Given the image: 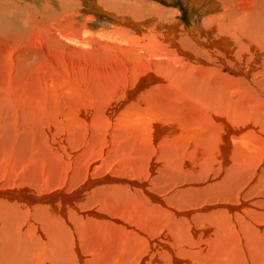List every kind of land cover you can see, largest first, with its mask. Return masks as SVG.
I'll use <instances>...</instances> for the list:
<instances>
[{"label":"rangeland","instance_id":"1","mask_svg":"<svg viewBox=\"0 0 264 264\" xmlns=\"http://www.w3.org/2000/svg\"><path fill=\"white\" fill-rule=\"evenodd\" d=\"M227 1L229 7L225 9L218 7L219 10H217L212 7L211 3L209 5L203 0H0V187L8 185L12 190H24L25 193L28 192L26 194L29 198L34 199L33 196L47 193L50 189H76L85 182L87 172L90 170L88 174L90 178L121 176L129 179L136 178L141 183L147 182L148 190L161 196L165 200V207L167 206L165 209L158 208L141 190L118 183L94 187L93 192H89L84 195L85 198L82 196L83 199L80 198L79 201L75 202V205H78V209L75 210V207L63 205L60 201H56L54 204L53 202L43 203L45 204L43 206L38 201L29 205L18 199L0 197V264H16L22 258L35 259L33 264L44 258L49 260L48 264H76V259L69 255L71 253V255H75L78 251L85 254L92 264L96 261H102L101 263L104 264L105 256L108 264H125L126 257L121 256L123 253L120 250H128L129 247H133L136 242L134 240L137 239L138 235L130 234L131 239H129L128 231L124 228L123 232L126 231L121 233L122 229L120 228L125 225V222L129 224L131 221L132 224V220L136 217H141L148 224H155L156 222L158 226L163 219L165 223L161 227L163 233L167 232L175 238H177L176 232L182 234L181 236H186V238L188 236L187 239L192 238L194 234L196 238H199L198 235L201 237L204 234L205 227L220 216L225 217L228 226L231 223L235 226L232 232L239 231L241 233L238 238L244 239L243 225L253 227L252 233H258V226L256 227L257 224L254 219L250 220L249 214L240 213L237 215L236 210H234V213L229 215L230 213L224 212V208H220L221 204L227 205L228 203L238 206L239 201L237 202L236 199L233 201L226 200L227 189L222 190L221 193L218 192V189L211 188L217 182L216 179L215 181L212 180L211 174H208L210 173L208 170L210 165L204 161H206L207 158L205 157L208 153L211 152L212 146L204 143L206 134L200 127L196 126L198 129L193 128V130V126L191 128L187 126L189 129H186L185 126L183 130L185 137L178 138L169 145L168 151L170 153L171 151L176 152L174 155L178 156L179 163H158L156 176H160L161 170H167L168 167L178 165V168H181L179 172L174 170L176 172L173 171V174L172 170L168 168L169 172L163 174H170L168 175L170 178L181 176L180 179H176L177 181L173 180L174 183L171 182L170 187L164 189V183L155 177L153 179L148 173L147 161L141 162L140 155L145 153L147 149L142 147L137 134L128 135L122 129L119 130L124 120L118 122L115 121L117 119L108 117L109 97L113 95L112 97L115 98V93L121 95L122 89L120 88H124L123 81L125 84L126 77L133 68L132 65L135 67V63L138 61L137 59L133 60L128 51L136 50L139 52L141 50V53L144 52L145 59H149L153 54L149 51L152 29L155 31L154 36L157 37L158 41H161L165 34L173 32L170 31L169 26L172 24L169 21H175L179 27L197 41L195 35L201 32L206 21L211 22L209 19L214 14L219 16L222 15L221 12L229 9L230 15L235 14L237 21L239 16H242L239 18L243 19L246 8L256 6V3H260L261 0ZM118 2L122 6L126 3L147 5L153 14L143 16L133 13L129 15L123 8L121 9L115 4ZM156 14L163 16L164 22L157 24L158 17ZM224 18L217 21L215 19L212 24L227 25L230 16ZM159 25L165 30H162ZM142 47L143 49H141ZM156 53L159 55L158 52ZM121 64L125 65L124 69ZM128 67L130 68L128 69ZM111 68L116 71L114 69L112 71ZM119 78H121V82ZM97 89L102 92L97 93ZM259 92L262 93V91H253L251 96L241 94L238 98L240 110L250 111L251 107L262 109L264 103L258 97ZM106 94L109 95L108 101ZM100 103L109 106L104 107L102 105L103 110ZM243 107L245 108L243 109ZM80 108L87 115L89 111L93 114L94 109H101L106 115V117L104 116L106 120H113L115 121L113 124L117 123L120 126L115 127L114 125L108 130V133L104 131L101 133L102 135L97 137H94L96 131L94 134L90 133L86 136L85 122L78 121L81 127H73L76 122L73 117L75 115L77 117ZM188 110L189 105L185 111L189 112ZM70 114L73 116L71 117ZM120 118L123 119V116ZM187 119L189 120L187 121ZM187 119V125H191V123L194 125V121H202V119L191 118L189 115ZM203 127L204 123L201 128L203 129ZM113 129H116L117 133L121 131L122 134L116 133L118 136L116 138V135L111 133ZM193 131H198V133L196 132L198 135L194 136L195 138L190 136V138H194L191 141L192 139L188 137V134ZM206 131L211 133L210 130ZM126 135H131L130 139ZM199 136L200 138H198ZM90 137L95 140L91 141ZM135 137L138 142L133 141ZM196 137L198 141H196ZM114 139L117 142V147L112 142ZM131 140L132 143H129ZM182 142H184L183 145H180ZM194 145L196 146L195 149L192 148ZM197 147L203 150L196 149ZM213 147L215 148L214 145ZM144 148L145 152L143 151ZM140 149L141 151H139ZM184 149L189 151L188 157L181 154L182 152L185 153ZM195 150L200 151V154H197ZM201 151H206V153H201ZM202 154L203 156H201ZM163 160L159 159L160 162ZM91 163L93 164L92 167ZM257 164L260 166V163ZM250 166L255 169L254 163H250ZM262 168L264 169V163H262ZM136 169L138 170L136 171ZM236 172L239 170L235 169L234 173ZM261 177L264 179V175ZM240 178L248 180V176H240ZM262 189L259 188L253 195L250 193L244 200L253 205L264 194ZM230 191H232L231 197L234 192L232 188ZM179 192L187 193L185 196H188L184 197L177 194ZM91 194L95 196L93 197ZM89 198L90 200H88ZM218 203L220 204L218 205ZM93 209L102 210L103 213L106 212L107 216L112 215V217L121 219L120 224L122 226H111L106 220L104 223L102 221L101 224L95 222L91 215H87V211ZM262 211H264V206ZM169 212L171 215L164 218V213ZM146 213H149V215L147 214L149 218L146 217ZM225 214L227 215L225 216ZM108 224H110V229ZM260 225L264 226V220ZM233 226L231 228H234ZM113 229H116L115 232ZM117 232L119 234H116ZM160 233L162 232L160 231ZM205 235L207 240H210L211 235L208 232ZM67 240L72 244H69ZM124 240H127V244L123 242ZM202 244L203 242L200 240V244L197 243L196 246ZM70 245H73L72 248L69 247ZM126 245L129 247L127 248ZM243 246H245V242ZM118 248L120 253H118ZM96 250L103 251L99 261L96 260L98 259L96 256L98 251ZM112 250L115 252V256L106 253L107 251L112 252ZM57 256L59 257L56 258ZM109 257L112 259L110 260ZM70 260L71 262H69Z\"/></svg>","mask_w":264,"mask_h":264},{"label":"bare ground","instance_id":"2","mask_svg":"<svg viewBox=\"0 0 264 264\" xmlns=\"http://www.w3.org/2000/svg\"><path fill=\"white\" fill-rule=\"evenodd\" d=\"M203 2H206L209 5L211 3L213 5L212 7H215V9L217 10H219L218 7H220L221 9L229 7L227 0H203ZM115 4L120 6L119 8H123L129 15L133 13L141 14L143 16L153 14L150 12V8L147 5H130L129 3H126L122 6L120 2ZM221 14L222 15L219 16L214 14L213 17L210 15L211 17L209 21L211 22L208 23L206 21L201 28V32L197 33L198 35H195L197 41L194 40V38H192L189 33L179 27L178 23L175 21H169L173 26V28L172 26H169L170 31L173 32H171V34H165L162 37L161 41H158L157 37L154 36L153 33H155V31H153L152 29L153 33L151 34L149 41V45L151 46V48L149 47V51L153 53L151 54V56L149 55L151 58H146V60L144 58L145 56L143 55L144 52L141 53V50L139 52L136 50H129V55L133 57V60L137 59L138 61L135 63V67L132 65L133 68L129 75L126 77L125 84L123 81L124 88L119 87L120 89H122V92L120 93L121 95H117L115 93L114 95L117 96V99H115L116 96L115 98H113L112 95L109 97L110 100L108 99V94H106L107 97L103 95L104 97H106L107 101L109 100L110 107H108L109 105L105 106L100 103V107L102 109L103 106L109 108L108 117L117 119L115 121L118 122L124 120L123 124H121L120 126L117 125V123L113 124L115 122L113 120H106V115H104L105 113L101 109H94L93 114H91V111H89V114L87 115V113L80 108L78 109L79 114L77 112V117L76 115L75 117H73V119L75 118L76 120L73 127L76 128L77 126H80L78 121H83L86 125V136L90 133L94 134V131H96L94 137H97L101 133H104V131L108 133V130L111 129V127L113 128L114 125L115 127L120 126L119 130L122 129V131H124L128 135L137 134L138 141L143 145L141 146L147 149V151L145 150V148L144 150L142 149L144 152H146L140 155L141 157L139 156L142 159L141 162L145 160L147 161L149 168L148 173L150 174V176H152L153 179L155 177L156 179H159L160 182H163L165 186H161H164V189H166L173 180L175 181L176 179H180L181 176L176 177L172 175L176 178H170L168 176L170 174H163L167 173L168 168L172 170V174L174 170H176L177 172L181 171V168L179 169L178 165L175 164V167H168L167 170L164 168L166 171L162 169L160 176H156L158 163H179V160L177 159L178 156L174 155V153L176 152L174 151L173 153L171 151L170 153V151H168L169 145L172 144L171 142L175 141L176 139L178 140V138L185 137V135L183 134L185 126L186 129L188 128L187 126H190V128L193 126L192 129L200 127V129L206 134L205 137L202 136L205 138L204 143L212 146V149L210 148L211 152L208 153L207 156L204 154V157L206 156L205 158H207L204 162L210 165L208 168L210 173L208 174H211L210 176L213 177L212 180L215 181L216 179L217 182V185L215 184L213 186L212 184L213 187L211 188L215 190L218 189V192L221 193L222 190L227 189V195L225 197L226 200L233 201L234 199H236L237 202L239 201V204L235 203L238 204V206H233L228 203L229 205L221 204L220 208H224V212L230 213L229 215H231L232 212L234 213V210H236L237 215H240V213H245L247 215L249 214V216H251L250 220L254 219V222L257 224L256 227L258 226V233H252L253 227L250 228L246 225H243L242 230H244L242 233L245 235H243L244 239L238 238V235H240L241 233H239V231H236V233L232 232V229H235V226H233L232 223L228 226V221L225 219V217L219 215L220 219L215 216L216 220L209 223V225L205 227L206 230L201 237L200 235H198L199 238H196L194 234L192 238L187 239L188 236L186 238V236H181L182 234H177L176 232L177 238H175V236H172L167 232L163 233L164 231L161 229V227L165 225L163 219L158 226L156 222V225L153 222L152 223L154 225L150 223L148 224L147 222H144L141 217H136V219L132 220V224L130 223V221L129 224L125 222V225L122 226L120 224V221L122 220L117 217H112V215L107 216L105 214L106 212L103 213L102 210L99 209L88 210L87 215H91L94 218L95 222L101 224L102 221L104 223V220H106L111 224V226H122L120 228L122 229V232L118 231L119 233H124L127 230L129 237L130 234L138 235L137 239L134 240L136 242L133 247H129L131 246L130 244L129 246L126 245L127 248L129 247L130 249H125V251L118 248V251L120 250L123 253V255L121 254V256H124V258L126 257L125 260L123 259L125 264H264V226L260 225V223H262V220H264V211H262V207L264 206V194H260L261 198H259L258 201H256L253 205H250L246 200H244L245 197H247L250 193L251 195H253V193L256 190H259V188H263L262 190L264 192V179L261 177L264 175V169L262 168V163H264V106L262 109H253V107H251L252 110L250 108V111H241L238 99L241 94L251 96L253 91H262L261 94L259 92L258 97L261 98L262 103H264V56L262 57V54L264 53V1L261 0L260 3H256V6L253 5L246 8L243 19L239 18L242 16H239L237 21L235 19V14L233 16L232 14L230 15L229 9L227 11L221 12ZM227 16H230V21H228L227 25L223 26L219 23H213L214 25L212 24L215 19L217 21L218 19H223ZM157 17V24L159 22H164L163 16L157 15ZM159 26L162 30H165L164 27H162L161 25ZM197 27L199 28V25ZM197 27L195 26V28ZM166 42L168 43L167 45ZM141 49H143V47ZM156 52H158L159 55ZM117 62L119 63V61ZM124 66L122 65L121 67L123 68ZM129 68L130 67H128V69ZM112 69L114 68H111V70ZM119 79L121 82V78ZM98 92L101 93L102 91H98L97 89V93ZM104 97H102V99H105ZM188 105L189 112L185 111ZM251 106L253 105L251 104ZM245 107H243V109ZM70 115L71 117L73 116L72 114ZM188 115L191 118L194 117L198 120L202 119V121H194V125L193 123H191V125H187L186 122L189 120L187 119ZM121 116H123V119L120 118ZM86 122L88 125L86 124ZM203 123L204 127L206 128L203 127L202 129L201 127L203 126ZM122 126H124V128H122ZM205 129L210 130L211 133L209 131L207 132ZM198 131H193L192 133L189 132L190 134H188V137L190 138V136L194 137L198 135L196 134V132L198 133ZM111 133L113 135H116V129H113ZM118 133L120 135L122 134L121 131H119ZM128 135L126 136L130 139L131 135ZM117 137L118 136L116 135V138ZM198 138H200V136ZM90 139L92 141L94 138L90 137ZM193 139L191 141H193ZM110 141L111 140L109 138V142ZM133 141H137L136 137L133 139ZM196 141H198L197 137ZM112 142H114L115 147L118 146L117 142H115V139ZM184 142L180 143V145H183ZM129 143H132V140ZM195 145L192 148L195 149ZM213 145L215 146V148L213 147ZM180 147L182 148V146ZM198 148L200 149V147H197L196 149ZM185 150L186 149H184V151ZM200 150L203 149L201 148ZM139 151H141V149ZM195 152L197 154H200V151L197 152L195 150ZM204 152L206 153V151ZM204 152L201 151V153ZM181 154L183 156H187L189 154V151H185V153L182 152ZM201 156H203V154ZM130 159L133 158L130 157ZM159 159L165 160H163V162H160ZM179 159H181V157H179ZM250 163H254L255 169L250 166ZM257 163H260V166ZM92 166L93 164L91 163V167ZM258 166L259 168H257ZM202 168L203 166L201 167V169ZM235 169H238L239 172L234 173ZM137 170L138 169H136V171ZM176 171H174V173ZM89 172L90 170H88L87 172L85 182L73 190L50 189L49 191H47V193H44L42 195L41 193L37 196L32 195L35 198L31 199L26 194L28 192L25 193L24 190L22 191L21 189V191L12 190L10 186L5 185L0 187V197L18 199L19 201H22L23 203L29 205H32L33 203L38 201V203L43 206H45V204L43 203L53 202L54 204L56 203V201H60L63 205L66 204L70 207H75V210L78 209V205L76 206L75 202L79 201L82 196L83 198H85L84 195L88 194L89 192H93L95 190L94 187L103 184L116 185V183H118L141 190L143 194L149 200H152V202L155 203L158 208L165 209L167 207H165V200L161 198V196L148 190L147 182L141 183L136 178L129 179L121 176H113L112 178L109 176H103L95 179L88 176ZM240 176H248V180H242ZM230 188H232L234 192L233 196L231 197L230 195H232V191H230ZM177 194H181L184 197L188 196H185V194L187 193L179 192ZM92 196L94 197L95 195ZM88 200H90V198ZM219 204L220 203H218V205ZM111 211L114 212V210ZM147 214L149 215V213H146V217H148ZM152 215L154 216L153 213ZM168 215H171L170 212L164 213V218H166V216ZM177 215L179 214L177 213ZM226 215L227 214H225V216ZM142 217L144 219V216ZM110 224H108L109 229ZM232 226L234 228H231ZM124 228L126 230L123 232ZM116 229H113L114 232ZM160 231L162 233H160ZM118 232L116 234H119ZM206 232L211 235L210 240H207V236L205 235ZM159 234L163 236H158ZM111 235L113 236V234ZM122 236L124 237V235ZM53 238L55 237L53 236ZM129 239H131V237ZM127 240H124L123 242L127 244ZM200 240L203 242V244L196 246L197 243L200 244ZM244 242L245 246H243ZM69 244L72 243L69 242ZM72 246L70 245L69 247L72 248ZM200 247L203 248L200 249ZM120 251L118 253H120ZM237 251H239V253L236 255ZM112 252L107 251L106 253L108 255L115 256V252ZM102 253V250L97 252L96 256L98 259L96 260L99 261ZM71 254L69 256L76 259V264H92L91 261H88L89 259L87 258V256L81 251L76 252L75 255ZM58 257L59 256H57L56 258ZM92 257L94 258V256ZM109 258L110 260L112 259L111 257ZM117 258H115L116 261ZM121 258H119V260H121ZM34 260L35 259L33 258H22V260L16 262V264H33ZM48 261V259L44 258L41 261L37 260L34 264H48ZM103 261L104 264H108L106 256ZM69 262H71V260ZM101 262L96 261L93 264H103Z\"/></svg>","mask_w":264,"mask_h":264}]
</instances>
